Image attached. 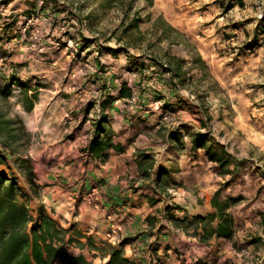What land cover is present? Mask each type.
Returning <instances> with one entry per match:
<instances>
[{"label":"rangeland","instance_id":"rangeland-1","mask_svg":"<svg viewBox=\"0 0 264 264\" xmlns=\"http://www.w3.org/2000/svg\"><path fill=\"white\" fill-rule=\"evenodd\" d=\"M37 1H41V6L52 12L50 3L54 0H0V23L3 24L0 26V120L11 122L12 131L18 134L15 140L16 145L19 144L17 151L26 157H29L30 150L37 144V137L33 132L27 131L21 117L24 112H28L27 116L32 119L27 109L30 103L33 105L37 102L34 96L38 95L36 88L44 85L60 89L57 101L64 106L86 105L96 95V88L87 78L89 62L69 61L66 54H62L57 48L45 51L44 48L49 46L41 43L47 40L50 42V48H53V40L59 39L62 34L51 35L50 29L44 30L39 24L36 26L27 23L30 15H40L38 12L41 10L33 6ZM58 2L61 9L56 11H66L61 19L70 18L77 22L78 28L72 31L69 37L78 38L81 42L90 40L101 43L105 45L103 48L116 47L121 53L151 56L155 59L154 64L160 73L161 65L171 66L175 70L176 64L179 63L182 66L181 74L185 73L184 87L182 83H178L182 86V94H187L192 103H197L194 107L199 105L203 110H207L206 116H209L213 106L217 107V103H222V100L229 106L234 102L241 108L237 115V127H231L228 133L208 121L209 125L201 127L202 132H210L214 143H221L228 152L237 157L238 162H243L242 174L233 177L229 174L220 175L227 167L222 166L219 169L216 164L212 166L224 181L216 191L217 198L229 204L227 211L235 220V237L230 244L216 247L215 250H202V260L205 264H264V0ZM37 28L39 32L34 39L33 31ZM43 50L50 56L41 61H33ZM20 54L31 55L33 58L29 59L31 62L28 63L21 60ZM146 82L152 81L140 78L139 84L146 85ZM138 90L143 91V88ZM70 93L74 94L73 98ZM53 95L49 92L43 97L48 102ZM147 100H138L137 106L132 109L125 100H121L123 111L130 115L133 109H139ZM189 135V129H183V132H180V140L174 139L175 141L171 142L174 148L183 149L182 145L188 142ZM247 135L251 138L250 149H255L253 156L248 154L251 151H247L245 144L239 143L241 139H246ZM155 136L160 150L153 153V160L162 161L169 146L161 139V135ZM81 146L82 143L78 147ZM150 192L151 195L155 194L163 199L171 197L175 200L179 197V189L173 186L157 188V191L152 188ZM101 206L105 207L102 203ZM110 214L120 227L113 236L106 235V228L103 240L90 237L93 243L91 244L82 230L69 226L73 229L65 238L77 237V231H80L79 239L82 245L75 241L63 246L80 250L87 245V248L95 251L94 258L101 263L102 253L108 252L107 244L117 245L123 237V212L106 213L107 227V215ZM159 225L172 237L176 245L171 248L169 254L186 256L189 248L193 246L191 242L188 245L182 240L188 237L187 231L175 227L167 218H161ZM250 236L252 239H246ZM158 238L156 232L151 242L149 238L147 242L140 244L133 240L123 247L124 255L134 260L142 257L145 264H158L155 254L160 247Z\"/></svg>","mask_w":264,"mask_h":264},{"label":"crops","instance_id":"crops-1","mask_svg":"<svg viewBox=\"0 0 264 264\" xmlns=\"http://www.w3.org/2000/svg\"><path fill=\"white\" fill-rule=\"evenodd\" d=\"M41 3L37 1L33 6L41 10L38 12L39 25L46 30L56 22V18L61 19L66 11L62 13L56 11L61 9L58 0L50 3L52 12L47 7L41 6ZM55 5L57 6L54 8ZM69 21L74 32L78 28L77 22L73 19ZM2 25L0 23V26ZM41 45L49 46L44 48L45 51L54 49L50 48V42L47 40ZM104 46L101 43L83 40L81 53H74L70 48H57L62 54H66L69 61L89 62L88 82L96 88V95L92 100L83 106L72 104L64 106L57 101L60 89L43 85L36 88L38 95L34 96L37 102L27 109L32 119L27 116L28 112H24L21 117L27 131L33 132L37 137V144L29 153L37 191L31 192L29 184L23 179L19 180V185L28 193L25 201L29 212L37 216L42 207L57 224L82 230L89 242H91L90 237L103 240L107 228L106 213L123 212L125 223L121 240L129 238L130 241L127 243L134 240L135 243L140 244L147 242L149 238L151 242V238L157 232L160 247L155 254L160 264H205L202 260V250L211 248L215 250L216 247H222L233 241L234 218V234L230 239L215 236L201 239L202 223L192 224L185 229L188 237L182 240L188 245L191 242L193 246L184 257L169 254L171 248L176 245L159 224L161 218H167L173 223L168 214H172L180 221L181 219L191 221L195 216L204 217L215 211L212 204L213 197L224 182L217 175L218 171H214L212 166L215 164L219 169L222 166L227 167L220 175L229 174L233 177L242 174L243 162L240 160L238 162L237 157L228 152L221 143H214L213 150L217 153L222 150L229 155L231 159L224 165L216 158L211 159L204 148L194 147L191 141L195 133L202 132V126L209 125L208 122L215 124L225 133H228L231 127L236 128L237 115L241 108L234 102L229 106L222 100V103H217V107L213 106L211 116H206L207 110H203L199 105L197 108L194 107L193 105L197 103H192L191 97L182 94L181 87H184L185 73L181 74L182 66L179 63L176 64L175 70L170 66L171 71L161 70L160 73L150 59L151 56L121 53L116 47L103 48ZM19 56L22 61L28 63L31 62L29 59L33 58L27 54ZM46 56L50 55H46L43 50V53L36 55L33 61H41ZM140 78L152 82L143 85L142 81L140 85ZM179 82L182 86L178 84ZM123 83H126L136 95L138 93L139 101L159 98L175 116V123L172 126L165 125L160 121L158 112L145 114L138 111L140 108L133 109V112L127 115L121 103L125 98L118 97L119 87ZM141 88L143 91L138 90ZM49 92L54 95L46 102L43 96ZM70 96L73 98L74 94L70 93ZM108 97H111V101L106 104L105 100ZM102 113L108 116L106 122H103L106 132L101 134V137L108 134L112 142L122 148L121 150L109 148L105 151L104 160L88 153L86 149ZM185 128L189 129L190 133L188 142L183 143V149L177 150L171 142L174 139L180 140V132ZM155 134L161 135V139L169 146L162 161L153 160V153L160 150L159 145L156 144ZM250 141L251 138L247 135L246 139H241L239 143L245 144L247 151H251V154H248L253 156L255 149L252 147L250 149ZM81 143L82 146L78 147ZM170 186L179 189V197L175 200L171 197L163 199L155 194L151 195L152 188L157 191V188L165 189ZM93 187L98 188L97 196L106 209H93L79 201L78 193H86ZM215 223L216 221L211 222L212 225ZM173 225L181 229L175 223ZM69 252L84 255L90 264H108V253H102L103 260L98 263L94 258L95 251L87 248V245L80 250L71 247ZM125 256L133 264H145L142 257L134 260L126 254ZM55 264L60 263L57 261Z\"/></svg>","mask_w":264,"mask_h":264},{"label":"trees","instance_id":"trees-1","mask_svg":"<svg viewBox=\"0 0 264 264\" xmlns=\"http://www.w3.org/2000/svg\"><path fill=\"white\" fill-rule=\"evenodd\" d=\"M150 59L155 62V59ZM161 66L163 71H171L169 66ZM1 90L3 92L4 88ZM133 93L132 89L123 83L119 87L118 97L126 98ZM110 101L111 97H108L105 103L108 104ZM31 106L32 103L28 109ZM162 107L168 109L165 104H162ZM107 116L103 113L100 115L95 124L94 134L86 145L88 153L100 160H104L105 151L109 148L122 149L119 144L112 142L108 134L101 137V134L106 132L103 122H106ZM10 123L0 120V264H53L55 261H59L60 264H90L84 255L72 254L63 246L65 243L72 244L75 241L82 245L79 239L80 231H77L79 234L77 237L65 238L73 228H64L57 224L42 207L37 216L29 212L25 201L28 193L19 185V180L26 181L31 192L37 191L33 165L29 157L22 156L17 151L19 144L16 145L15 140L18 134L12 131ZM191 141L194 147L204 148L211 159L216 158L222 165L229 163L231 158L226 152L223 153L221 150L217 153L213 150L214 142L210 132H197ZM217 195L216 192L212 201L214 212L204 217L195 216L191 221L177 220L172 214H168L169 219L183 229L192 224L202 223L203 240L210 236L230 239L234 234V220L227 211L229 204L220 201ZM214 221L216 223L212 225L211 222ZM129 241V238H125L117 245L107 244L108 264H133L123 252V247Z\"/></svg>","mask_w":264,"mask_h":264},{"label":"built area","instance_id":"built-area-1","mask_svg":"<svg viewBox=\"0 0 264 264\" xmlns=\"http://www.w3.org/2000/svg\"><path fill=\"white\" fill-rule=\"evenodd\" d=\"M69 20L56 18V22L49 29L50 31H52L51 35L58 33V34H62V36L59 39L55 38L51 45L53 48H65V49L70 48L72 49L73 52L81 53L83 52L82 50L83 42L79 41V39L75 40L74 38L69 37V35H71V32L73 30L72 24L70 23ZM27 21H28L27 22L28 24L37 26V24H39L38 23L39 16L30 15V18H28ZM25 30H26V27H24L23 31L25 32ZM38 32H39L38 28L36 31L35 30L33 31V34L35 35L34 39H36L37 37L36 34ZM30 38H32V35L30 36ZM163 66H166V65L163 64ZM124 100L126 101L130 109L137 106L138 97L134 93L131 96L126 97ZM162 104L163 103L159 98H151V99H148L146 103L140 107V109L145 114H149L151 112H158L160 115V121L164 123L165 125L172 126L175 123V116L168 109L163 108ZM97 194H98V188L93 187L90 191L86 193H79L78 199H80V201L84 203L85 205L90 206L92 208H95V209L104 208L105 209V207L101 206V202L99 201ZM107 219L109 221V224L107 227L106 235L110 237V236H113L115 233H117L120 227H119V224H117L114 221L111 214L107 215ZM66 247L67 246H65V248ZM70 248L71 246H68L67 250L69 251ZM55 262L53 264H55Z\"/></svg>","mask_w":264,"mask_h":264}]
</instances>
